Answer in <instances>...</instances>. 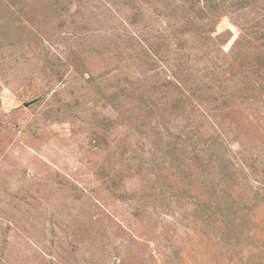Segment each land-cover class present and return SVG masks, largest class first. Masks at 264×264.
Masks as SVG:
<instances>
[{
	"label": "rangeland",
	"instance_id": "rangeland-1",
	"mask_svg": "<svg viewBox=\"0 0 264 264\" xmlns=\"http://www.w3.org/2000/svg\"><path fill=\"white\" fill-rule=\"evenodd\" d=\"M0 264H264V0H0Z\"/></svg>",
	"mask_w": 264,
	"mask_h": 264
},
{
	"label": "water",
	"instance_id": "water-1",
	"mask_svg": "<svg viewBox=\"0 0 264 264\" xmlns=\"http://www.w3.org/2000/svg\"><path fill=\"white\" fill-rule=\"evenodd\" d=\"M25 105H27V106H28V105H30V103H29V102H28V103H25Z\"/></svg>",
	"mask_w": 264,
	"mask_h": 264
}]
</instances>
